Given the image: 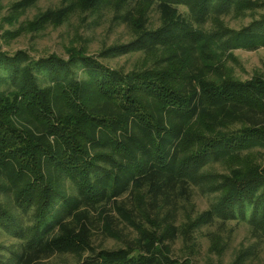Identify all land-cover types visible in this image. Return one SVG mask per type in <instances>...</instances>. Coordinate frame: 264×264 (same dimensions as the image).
<instances>
[{
  "label": "trees",
  "instance_id": "obj_1",
  "mask_svg": "<svg viewBox=\"0 0 264 264\" xmlns=\"http://www.w3.org/2000/svg\"><path fill=\"white\" fill-rule=\"evenodd\" d=\"M102 10L132 40L97 57L139 54L127 71L83 46L37 60L0 49V231L17 240L0 264H191L170 257L177 237L192 251L197 229L232 220L264 241V79L225 67L264 48V0H59L2 37ZM258 10L238 31L222 18ZM198 193L208 207L192 216ZM106 238L121 246L95 244Z\"/></svg>",
  "mask_w": 264,
  "mask_h": 264
},
{
  "label": "rangeland",
  "instance_id": "obj_2",
  "mask_svg": "<svg viewBox=\"0 0 264 264\" xmlns=\"http://www.w3.org/2000/svg\"><path fill=\"white\" fill-rule=\"evenodd\" d=\"M18 0H0V49L11 55L16 51L25 52L30 58L37 60L55 54L58 57H65L64 47L83 46L89 56L109 68L117 70H129L139 58V54H122L111 58H98V54L113 46L126 45L132 40L130 31L114 19L112 11H100V13H87L85 15H74L68 22L58 28L47 27L38 34H21L13 38L2 37L3 32H14L18 24L31 20L38 12L49 8H55L59 0H38L32 7H29L17 19L13 25H9L4 19L8 15V7ZM262 10L244 16H236L234 12L222 15L225 25L232 30L238 31L247 26L253 19H258ZM149 24L152 28L159 25L158 15L150 10ZM233 60L225 62L229 74L240 81L249 80L257 74L264 79V48L256 50L237 49L230 52ZM1 87L0 89L3 88ZM215 169H219L215 166ZM208 197L198 193L194 197V210L192 216L201 213L208 207ZM188 211V209H187ZM187 212L185 210L178 217L177 224H183ZM124 230V229H123ZM125 231V230H124ZM213 235L212 237L210 235ZM131 235V233H130ZM221 238L222 242L219 240ZM195 245L189 250L185 238L177 237L170 247L172 259L183 261L188 259L191 264H235L239 253L242 255L238 264H264V241L256 242L250 238L247 232V225L236 220L227 221L224 226L214 224L203 226L197 229L194 234ZM101 242L107 249H115L121 246L117 240L106 238L103 241L95 240V244ZM212 244L214 249H212ZM17 245V240L11 235L0 231V255L7 259L10 251Z\"/></svg>",
  "mask_w": 264,
  "mask_h": 264
}]
</instances>
